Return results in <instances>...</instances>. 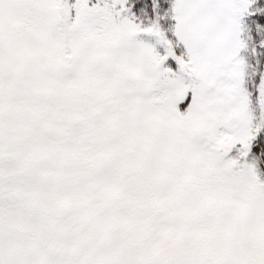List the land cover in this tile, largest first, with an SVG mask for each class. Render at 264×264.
<instances>
[{
	"label": "snow or ice",
	"instance_id": "1",
	"mask_svg": "<svg viewBox=\"0 0 264 264\" xmlns=\"http://www.w3.org/2000/svg\"><path fill=\"white\" fill-rule=\"evenodd\" d=\"M0 264H264V0H0Z\"/></svg>",
	"mask_w": 264,
	"mask_h": 264
}]
</instances>
